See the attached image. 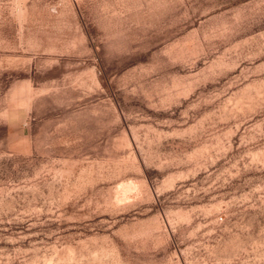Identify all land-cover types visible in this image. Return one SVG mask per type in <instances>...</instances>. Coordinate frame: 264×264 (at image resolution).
Instances as JSON below:
<instances>
[{
  "label": "rangeland",
  "instance_id": "1",
  "mask_svg": "<svg viewBox=\"0 0 264 264\" xmlns=\"http://www.w3.org/2000/svg\"><path fill=\"white\" fill-rule=\"evenodd\" d=\"M0 264H264V0H0Z\"/></svg>",
  "mask_w": 264,
  "mask_h": 264
},
{
  "label": "bare ground",
  "instance_id": "2",
  "mask_svg": "<svg viewBox=\"0 0 264 264\" xmlns=\"http://www.w3.org/2000/svg\"><path fill=\"white\" fill-rule=\"evenodd\" d=\"M131 183H132V182H131ZM131 185H133V184H131ZM133 186H135V185H133ZM129 187H130V186H129ZM122 189H123V188H122ZM132 189H133V187H132ZM127 192H128V191H127ZM123 194H125V193H123ZM123 194H122V195H123Z\"/></svg>",
  "mask_w": 264,
  "mask_h": 264
}]
</instances>
